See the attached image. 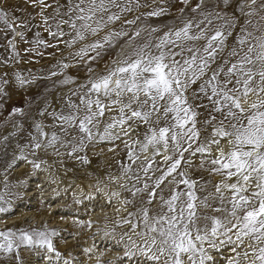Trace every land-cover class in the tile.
<instances>
[{
  "label": "snow or ice",
  "instance_id": "obj_1",
  "mask_svg": "<svg viewBox=\"0 0 264 264\" xmlns=\"http://www.w3.org/2000/svg\"><path fill=\"white\" fill-rule=\"evenodd\" d=\"M55 2L56 14L61 17L57 24L59 35H65L60 25L68 26L74 33L72 40L66 42L69 47L88 36L96 37L74 53L85 63L102 56L106 48L128 36L127 32L109 26L120 21L121 14L131 12L132 3L141 6L139 0H66L64 5L59 0ZM222 2L230 5V0ZM31 3L41 5L42 12L51 7L46 0H31ZM173 3L188 5L189 0H159L146 15L164 16ZM255 5L257 0H240L237 11L242 16L252 17L257 12ZM245 8L249 11L245 12ZM259 9L264 10V2L259 4ZM178 11L183 12L184 8ZM215 18L224 20L215 29L207 25L201 28L203 20L194 23L189 19L182 27L170 28L157 42L134 48L114 60L103 73L94 78L90 75L88 82L81 85L84 91L79 95L78 104L69 99L66 113H49L61 122V131L66 135L68 129L75 126L79 145L73 143L76 137L65 141L56 132L43 145L41 142L33 145L39 149L53 147L58 142L61 146L73 144L68 153L71 156L80 150L85 140L115 141L120 138L117 129L128 135L144 126L142 140L138 136L130 144L125 142L132 163L122 169L121 175L127 183L121 187H127L133 198L138 195L142 198L138 205L135 199L121 202L134 209L116 222L130 225L133 233H124L127 242L122 256H117L121 264L125 259L129 264H218L214 253L223 257L225 248L234 253L223 257L225 264H241V257L245 264H264V26L252 25L250 19H245L230 45L228 39L233 36L236 17L226 19L217 12ZM47 19L45 17V22ZM204 20L212 24L208 16H204ZM0 22L13 28L8 14L3 11H0ZM124 23L135 24L136 21ZM249 25L259 34L249 31ZM101 32H104L102 36ZM139 34L136 32L134 36ZM16 35L22 36V33L16 32ZM201 40L202 45L197 43ZM9 44L14 47L11 41ZM68 67L70 65L63 64V68ZM87 71L94 73L91 67ZM17 80L21 85L25 83L20 76ZM70 82L71 78L63 81ZM0 94H4L3 89ZM106 113L113 114L100 132L101 119ZM202 115L205 118L200 120ZM198 124L205 130L211 126L210 135L202 137ZM36 128L41 136L45 135L39 124ZM221 139L227 141V150L220 147ZM137 145L140 152L151 153L139 167L138 172L143 176L132 169L138 159ZM211 145L216 146L218 155L209 161L211 167L206 170L219 179L215 182L197 180L187 170H181L185 164L193 166L189 157L197 153L202 156L198 167L204 169L203 157L211 153ZM161 154L162 165L155 160ZM80 159L87 162L83 157ZM30 163L34 168L40 167L39 163ZM141 181L143 187H138ZM167 185L172 187L165 196ZM113 195L119 196V193ZM3 199L0 195V202ZM8 211L9 208L0 203V213ZM56 234L46 227L30 231L6 229L0 231V252L8 254L22 247L39 248L60 259L61 254L52 241ZM241 248L242 252L237 251ZM47 254L44 258L50 261L51 256ZM15 258L22 264L18 251Z\"/></svg>",
  "mask_w": 264,
  "mask_h": 264
},
{
  "label": "rangeland",
  "instance_id": "obj_2",
  "mask_svg": "<svg viewBox=\"0 0 264 264\" xmlns=\"http://www.w3.org/2000/svg\"><path fill=\"white\" fill-rule=\"evenodd\" d=\"M239 2L240 0H230V5L225 6L222 0H189L188 5L173 3L172 9L164 16L150 17L146 13L152 11L159 0H139L140 7L132 3V11L121 14V20L109 26L111 29L127 32L128 36L106 48L102 56L85 63L74 53L96 37L88 36L86 40L69 47L66 42L72 40L74 33L68 26L60 25L65 35H59L57 24L61 17L56 14L55 0H46L51 7L44 8L43 12L42 6L33 5L31 0H0V11L8 14L9 23L13 25L10 29L0 22V89L4 90V94H0V195L4 198L0 203L9 208L7 213H0V231L44 230L45 227L49 231L55 230L57 234L52 237V241L61 254L60 259H57L54 254H47L46 249L22 247L13 253L0 252V264H18L16 251L19 252L22 264H64L65 261L69 264H97V261L99 264H121L117 256H122L127 242L124 233H133L130 225L116 222L127 216L128 211L134 210L131 205L125 207L121 202L124 199H135L138 205L142 198L139 195L133 198L127 187H121L127 183L126 178L121 175L122 169L132 163L128 159L125 142L130 144L138 136L142 140L144 126L141 125L128 135H123L117 129L120 138L115 141L85 140L79 146L80 150L71 156L68 153L72 151L73 144L61 146L58 142L53 147L42 146L39 149H35L33 145L36 142L43 145L53 132L65 141L76 137L73 143L79 145V133L75 126L69 128L66 135L61 131V122L49 113H66L69 110V99L73 103H79V95L84 91L81 85L88 82L90 75L94 78L103 73L114 60L129 54L140 45L157 42L170 28L175 30L191 19L194 23L203 20L201 28L207 25V28L215 29L224 23L223 19L215 18L217 12L226 19L235 16L236 27L232 29L233 36L228 39L231 45L245 19H250L252 25L264 26V20H261L264 10L259 9V4L264 0H257V5L253 6L257 12L252 17L242 16L237 11ZM59 3L64 5L66 0H59ZM180 7L184 8L183 12L178 11ZM244 11L249 9L245 8ZM204 16L212 20L211 25L207 24ZM45 17L48 18L47 22ZM127 20H135L136 23H124ZM153 28L157 31L153 32ZM249 31L259 34L251 25ZM16 32L22 33V36H17ZM50 32L57 35L54 37ZM136 32L140 33L139 36H134ZM103 34L104 32L99 33L100 36ZM40 40L44 43L36 42ZM197 43L202 45L204 41ZM63 64L70 67L63 68ZM89 67L94 69L93 74L88 73ZM17 76L25 81L23 85L17 80ZM66 78H71V82L63 83ZM112 114L106 113L101 119L100 132L103 131L104 122ZM204 118L202 115L199 119ZM37 124L41 126L44 136L37 130ZM197 127L201 129L202 137L210 135L212 131L211 126L206 130L202 124ZM224 146L228 147L227 141L221 139L220 147L225 148ZM195 147L194 144L193 148ZM210 147L211 153H205L203 157L204 169L198 167L202 156L197 153L194 157H189L193 166L185 164L181 170H187L197 180L203 178L215 182L219 179L206 170L211 167L209 161L218 155L216 146ZM136 154L138 159L132 164L134 172H138L141 162L151 155L150 152H140L138 145ZM185 155L188 156L187 153ZM21 156L23 159L19 158ZM155 160L162 165L163 155L156 156ZM30 161L39 163L40 167L34 168ZM138 174L143 176L142 172ZM137 186L143 187V181ZM171 187L165 186V196ZM116 192L119 196L113 195ZM247 243L246 239L245 246ZM85 249L91 251L86 252ZM243 250L237 249L241 252ZM46 254L51 256L50 261L44 258ZM214 255L218 264H225L223 257L234 253L225 248L223 257L216 253ZM122 264L129 262L125 259ZM241 264H245L243 257Z\"/></svg>",
  "mask_w": 264,
  "mask_h": 264
},
{
  "label": "bare ground",
  "instance_id": "obj_3",
  "mask_svg": "<svg viewBox=\"0 0 264 264\" xmlns=\"http://www.w3.org/2000/svg\"><path fill=\"white\" fill-rule=\"evenodd\" d=\"M225 147V146H224ZM228 147H225L224 149L227 150Z\"/></svg>",
  "mask_w": 264,
  "mask_h": 264
}]
</instances>
